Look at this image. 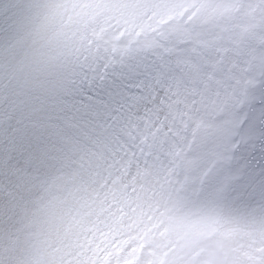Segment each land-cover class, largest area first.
Here are the masks:
<instances>
[{"label":"snow or ice","instance_id":"snow-or-ice-1","mask_svg":"<svg viewBox=\"0 0 264 264\" xmlns=\"http://www.w3.org/2000/svg\"><path fill=\"white\" fill-rule=\"evenodd\" d=\"M0 264H264V0H0Z\"/></svg>","mask_w":264,"mask_h":264}]
</instances>
